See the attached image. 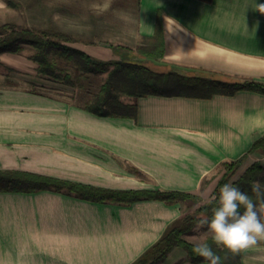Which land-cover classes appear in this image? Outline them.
<instances>
[{"label":"crops","instance_id":"0c3cea01","mask_svg":"<svg viewBox=\"0 0 264 264\" xmlns=\"http://www.w3.org/2000/svg\"><path fill=\"white\" fill-rule=\"evenodd\" d=\"M257 4L264 0H114L99 18L127 31L134 45L154 33L162 9L164 53L150 66L262 85L208 98L141 96L133 119L93 114L0 78V170L102 188L180 190L205 202L222 161L243 157L230 182L253 161L264 166V154L249 151L264 134V14ZM169 18L180 27L169 31ZM84 49L100 59L117 58L99 41ZM184 207L155 199L101 203L49 189L0 191V264H131ZM207 236L201 229L185 237L195 242ZM240 259L264 264V240L243 249ZM158 264L208 261L191 262L175 246Z\"/></svg>","mask_w":264,"mask_h":264},{"label":"trees","instance_id":"16d2710c","mask_svg":"<svg viewBox=\"0 0 264 264\" xmlns=\"http://www.w3.org/2000/svg\"><path fill=\"white\" fill-rule=\"evenodd\" d=\"M4 1L8 6L17 5L11 0ZM162 16L163 11L158 8L154 33L142 37L133 47L101 42L103 46L115 50L117 58L100 59L87 52L84 49L86 45L98 44L93 37L75 35L55 27L21 26L14 21L0 22V53H21L28 47L31 50L28 58L35 64V77L47 78L71 87L74 90L73 100L68 102L100 116L136 119V99L149 94L208 98L213 94L230 95L240 89H258L262 85L252 81L226 82L189 77L173 71H160L144 62V59H160L163 56ZM103 73L105 78L96 89L92 88L90 77ZM249 151L264 154V134L254 138ZM242 158L222 161L218 165L216 170L219 173L222 171V174L210 198L205 202H200L201 197L196 193L180 190L102 188L11 170H0V191L32 192L49 189L95 202L121 205H129L142 199L160 200L168 205L180 203L185 206L182 214L131 264H158L175 246L183 247L191 262H200L206 260L192 251L193 243L185 236L194 229L197 217H211L212 209L217 206L213 197L218 199L220 187L231 183L252 196L250 186L257 181L264 184V166L259 161H253L230 182ZM129 169L141 175L137 168L131 166ZM189 208L191 209L187 210ZM205 238L220 257L221 264H242L240 258L243 249L232 253L222 246L218 247L210 236Z\"/></svg>","mask_w":264,"mask_h":264},{"label":"rangeland","instance_id":"374dc122","mask_svg":"<svg viewBox=\"0 0 264 264\" xmlns=\"http://www.w3.org/2000/svg\"><path fill=\"white\" fill-rule=\"evenodd\" d=\"M16 6L0 5V22L14 21L21 26L55 27L83 37H93L97 42L123 43L135 46L128 32L104 24L99 18L106 15L114 0H11ZM101 2V3H100ZM134 2V0H133ZM134 7V4L132 3ZM115 17V13H110ZM109 13L107 14V16ZM121 16V14H120ZM125 20V17H124ZM31 50L26 47L21 53H0V78L12 86L32 88L42 93L73 100L74 90L47 78L35 77V64L28 58ZM96 57V56H95ZM150 64L151 59H144ZM105 78V73L90 77L92 88Z\"/></svg>","mask_w":264,"mask_h":264},{"label":"clouds","instance_id":"9594fccd","mask_svg":"<svg viewBox=\"0 0 264 264\" xmlns=\"http://www.w3.org/2000/svg\"><path fill=\"white\" fill-rule=\"evenodd\" d=\"M257 10L264 14V4H257ZM173 27L179 28L180 25L169 18L168 30L171 31ZM250 189L252 196L239 186L223 184L219 189L218 199L213 197L217 206L212 209L211 217H197L193 230L199 232L206 229L218 247L222 246L232 253L264 240V184L254 182ZM192 243V251L208 261V264H221L220 257L212 250L207 238Z\"/></svg>","mask_w":264,"mask_h":264}]
</instances>
